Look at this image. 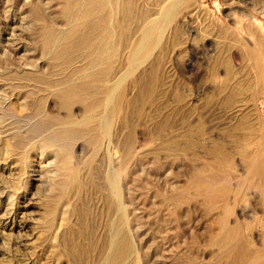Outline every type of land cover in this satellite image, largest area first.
I'll use <instances>...</instances> for the list:
<instances>
[{
  "label": "rangeland",
  "instance_id": "obj_1",
  "mask_svg": "<svg viewBox=\"0 0 264 264\" xmlns=\"http://www.w3.org/2000/svg\"><path fill=\"white\" fill-rule=\"evenodd\" d=\"M175 1H112L115 27L127 30L110 78L130 75L124 101L98 146L74 133L62 147L33 118L36 107L66 118L40 87L44 74L62 78L45 60L42 27L66 29L63 2L0 0V264L96 263L116 219L114 168L140 264H239L227 254L235 243L221 242L223 221L264 248V85L248 54L264 31V0H180L151 58L128 66L144 20Z\"/></svg>",
  "mask_w": 264,
  "mask_h": 264
},
{
  "label": "bare ground",
  "instance_id": "obj_2",
  "mask_svg": "<svg viewBox=\"0 0 264 264\" xmlns=\"http://www.w3.org/2000/svg\"><path fill=\"white\" fill-rule=\"evenodd\" d=\"M61 1L64 5L61 16L66 23V29L55 30L51 26L44 25L42 27V37L45 60L52 64L51 69H54L55 72H58L57 76H60L62 78L60 80L59 78L58 80H55V76L53 75L54 72L52 74H48L47 76H44V74L40 82V87L41 92L44 95L55 98L59 101L57 108L58 112H61L62 114L65 113L66 118L64 119L60 117V114L58 115V117H47V114H45L46 111L44 113L42 110L44 108L41 109V107H36V111L34 110L35 118L33 119L38 123L37 129L40 128L43 132H45L42 137H46V140H51L53 143H55L53 144V146H56L57 143H59V145H61L60 143H62V147L66 146L67 142L65 141V136L67 134L74 133L85 135L88 140L94 141L98 146L101 138L107 137V135L109 137L108 131L110 129L109 132H111V125L113 124V120L118 115L121 105L124 101L122 88L126 79H128L127 77L130 75L126 76V73V75H120V77L115 78V80H110V78L112 76V70H114V59L117 56L120 47L119 44H117L118 41L116 42V40H119L120 35H123L125 37L127 34V30L125 28L117 29V27H115V12L113 11L114 9L112 7L113 0ZM179 2L180 0L178 2H173L172 5L170 4L171 6L168 11H166V8H168L169 6H164V8H166L164 9L165 11H161V16L159 10L162 8H160L159 6V13H156V20H149L151 17L145 19L144 21L146 22L144 29L140 34H136V36L138 37H134V33L131 34L136 39H133V41L135 40V42L133 43V45H131V59L130 65L128 66H131L133 68L136 66H140L149 59L152 50L157 48L161 44L162 39L164 38L162 37V33L166 31L165 29L168 23L171 22L175 17ZM262 14L264 15V10ZM157 15L160 16V18H157ZM254 46L255 48L250 49L248 54L251 56V58L254 57L255 62H257V71H255L258 72V75H256L258 76L257 79L259 80V85H264V31L260 35V38L256 40ZM69 51H72V54L74 53V55L69 54L70 56H68V53H70ZM38 83L39 82H37V84ZM36 88L37 87H35V89ZM80 89L81 91H83L80 92ZM38 97H40V95ZM42 97L43 96H41V99H43ZM75 105L80 106V112L82 113V118L79 121L74 118L73 113L75 112L72 111ZM31 116L32 115H30V117ZM79 126L82 127L81 130H79ZM263 146L261 147L262 149ZM106 147H108V145ZM259 153L264 157V150H261ZM249 159L251 160V158ZM62 161L68 162V159L64 158ZM263 167L264 165L261 164V166L256 169V172L258 174H261ZM254 169L255 168H252V172H254ZM74 172L76 173V171ZM70 180H73L74 183L79 182L78 175L74 174L73 177L70 178ZM106 181L108 182L109 192H111L113 197L111 202L116 215V219L109 225V229H107L109 238L106 242H108V246L106 244L104 250H102L103 248H101L99 253L96 255V263L94 262V264H140L138 259L135 258L136 251L133 247V240L130 235L131 233H129L127 229L129 222L127 212L121 202L120 197L119 171L116 168H114V170H110ZM205 183L206 182H204V184ZM243 183L245 182L243 181ZM243 183L242 185H239V187L243 186ZM80 188L81 187L79 185V189ZM240 189L242 188L240 187ZM219 190H221L220 187ZM62 195H64V192ZM218 195H220V193ZM64 198L66 199V197ZM223 203L224 202H222V205ZM51 205H53V202ZM56 209H58L57 206ZM56 212L57 210L54 212V215ZM226 212L230 213L228 209H226ZM17 216V210L10 211V213H8L6 216V219L11 220L14 223L17 220ZM21 224L22 228H24L25 221ZM240 226L241 224H235V226L231 227L224 221L220 225L222 244L228 245L231 243H235V246H231L232 248L228 249L227 251V254L229 256L228 258H231L233 260V258L239 257V264H264V248H254L250 244L251 241H249L243 235V231ZM55 241L52 240L49 244L53 252H56L58 247ZM136 257L138 258V256ZM231 264L238 263L234 262Z\"/></svg>",
  "mask_w": 264,
  "mask_h": 264
}]
</instances>
